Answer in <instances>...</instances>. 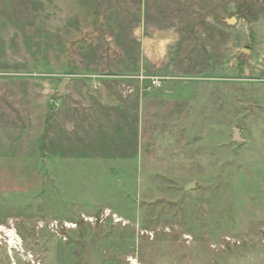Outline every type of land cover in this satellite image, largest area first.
<instances>
[{
    "label": "rangeland",
    "instance_id": "obj_1",
    "mask_svg": "<svg viewBox=\"0 0 264 264\" xmlns=\"http://www.w3.org/2000/svg\"><path fill=\"white\" fill-rule=\"evenodd\" d=\"M0 226V264H264V0H0Z\"/></svg>",
    "mask_w": 264,
    "mask_h": 264
},
{
    "label": "built area",
    "instance_id": "obj_2",
    "mask_svg": "<svg viewBox=\"0 0 264 264\" xmlns=\"http://www.w3.org/2000/svg\"><path fill=\"white\" fill-rule=\"evenodd\" d=\"M157 85V83H155ZM84 221L85 222H98V221H105L107 219H112L114 221V223H121L122 219L118 217V215L112 213L111 210L106 209L101 213V216L98 218L96 217V220L93 218H89L87 216H84ZM125 224V223H124ZM77 224L76 223H71V222H64V223H58V222H53L50 225V229L54 232H56L58 235H60L63 238H66V236L63 234L64 231H71L74 230L75 228H77ZM133 264H137V263H133Z\"/></svg>",
    "mask_w": 264,
    "mask_h": 264
},
{
    "label": "water",
    "instance_id": "obj_3",
    "mask_svg": "<svg viewBox=\"0 0 264 264\" xmlns=\"http://www.w3.org/2000/svg\"><path fill=\"white\" fill-rule=\"evenodd\" d=\"M70 83V79L69 78H67V79H65L63 82H62V84H61V86H60V88H59V91H58V94L59 95H63V94H65V91H66V86L68 85ZM238 132L239 131H235V141H239L240 140V138L238 137ZM195 188V184L194 183H191V184H189L187 187H186V189H185V191H190L191 189H194Z\"/></svg>",
    "mask_w": 264,
    "mask_h": 264
},
{
    "label": "crops",
    "instance_id": "obj_4",
    "mask_svg": "<svg viewBox=\"0 0 264 264\" xmlns=\"http://www.w3.org/2000/svg\"><path fill=\"white\" fill-rule=\"evenodd\" d=\"M159 57L162 58L161 55H160ZM166 78H167L166 80H168V81L175 80L174 78H171V77H166ZM157 79H161V78H158V77H157ZM155 88H157V87H155ZM149 104H150V107H149V118H151V120H152L153 122H155L157 118H156V119H153L152 114L154 113V110H155L154 108H156L158 105H156V103H155L154 101H153V103H152V102H149ZM92 109H93V108H90L91 111H92ZM97 109H98V108H97ZM155 112H156V111H155ZM92 113H93V112H92ZM117 114L122 116L121 121L124 122V120H125L124 115H123L122 113H118V112H117ZM96 119H97V118H96ZM157 121H158V119H157ZM159 177H160V176H159ZM161 177H162V176H161ZM191 183H193V182H191ZM191 183H190V184H191ZM194 184H195V183H194ZM188 185H189V184H188ZM188 185H187V186H188ZM187 186H186V187H187ZM184 188H185V187H184ZM98 191H104V190H98Z\"/></svg>",
    "mask_w": 264,
    "mask_h": 264
},
{
    "label": "bare ground",
    "instance_id": "obj_5",
    "mask_svg": "<svg viewBox=\"0 0 264 264\" xmlns=\"http://www.w3.org/2000/svg\"><path fill=\"white\" fill-rule=\"evenodd\" d=\"M2 235H5V237L8 238L12 243L19 238L15 230L7 228L5 226H0V236Z\"/></svg>",
    "mask_w": 264,
    "mask_h": 264
}]
</instances>
